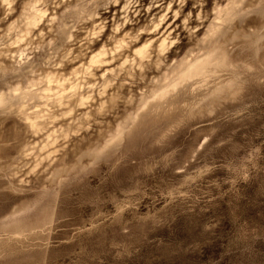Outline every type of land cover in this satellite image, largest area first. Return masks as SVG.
<instances>
[{
	"label": "rangeland",
	"instance_id": "374dc122",
	"mask_svg": "<svg viewBox=\"0 0 264 264\" xmlns=\"http://www.w3.org/2000/svg\"><path fill=\"white\" fill-rule=\"evenodd\" d=\"M0 264H264V0H0Z\"/></svg>",
	"mask_w": 264,
	"mask_h": 264
},
{
	"label": "bare ground",
	"instance_id": "6f19581e",
	"mask_svg": "<svg viewBox=\"0 0 264 264\" xmlns=\"http://www.w3.org/2000/svg\"><path fill=\"white\" fill-rule=\"evenodd\" d=\"M191 86V85H190ZM180 89V88H179ZM188 101V100H187ZM156 102V101H155ZM150 103V102H149ZM158 105V104H157ZM153 113V112H152ZM162 121V120H161Z\"/></svg>",
	"mask_w": 264,
	"mask_h": 264
}]
</instances>
